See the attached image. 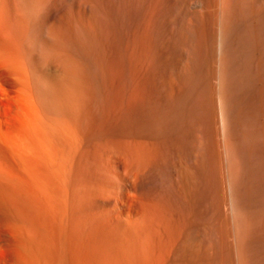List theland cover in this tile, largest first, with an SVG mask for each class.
Listing matches in <instances>:
<instances>
[{
  "label": "bare ground",
  "instance_id": "1",
  "mask_svg": "<svg viewBox=\"0 0 264 264\" xmlns=\"http://www.w3.org/2000/svg\"><path fill=\"white\" fill-rule=\"evenodd\" d=\"M0 264H264V0H0Z\"/></svg>",
  "mask_w": 264,
  "mask_h": 264
},
{
  "label": "rangeland",
  "instance_id": "2",
  "mask_svg": "<svg viewBox=\"0 0 264 264\" xmlns=\"http://www.w3.org/2000/svg\"><path fill=\"white\" fill-rule=\"evenodd\" d=\"M200 8H201L200 6H197V7H195V10H196V11H200V10H201ZM197 9H198V10H197ZM169 20H170V21L172 20V16L169 17Z\"/></svg>",
  "mask_w": 264,
  "mask_h": 264
}]
</instances>
